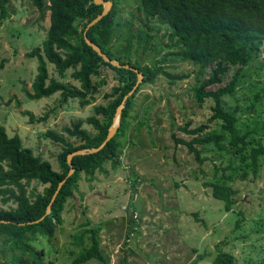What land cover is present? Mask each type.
I'll return each instance as SVG.
<instances>
[{"label":"rangeland","instance_id":"374dc122","mask_svg":"<svg viewBox=\"0 0 264 264\" xmlns=\"http://www.w3.org/2000/svg\"><path fill=\"white\" fill-rule=\"evenodd\" d=\"M116 1L110 38L113 54L123 61L164 66L172 74L188 76L170 83L158 75L141 85L119 138L118 164L113 167L107 161L92 180L81 173L64 204L62 223L51 237L31 241L43 252L41 264H73L77 253L90 245L86 230L92 228L97 230L106 264H192L199 254L205 257L196 264H213L219 250L231 253L233 264H264V159L256 177L240 180L232 175L235 203L226 211L203 184L216 166L228 165L226 156L213 145L203 146L205 160L199 164L173 138H191L179 129L186 122L191 127L206 122L210 104L198 105L192 92L213 66L200 73L198 66L173 58L167 46L168 26L159 17H146L138 0ZM8 8L11 11L0 27V122L8 135L18 134L24 146L60 170L57 154L62 144L43 133L53 130L79 143L63 128L85 120L94 113V105L107 102L103 94L116 84V74L102 65L100 76L107 82L95 93L94 102L83 107L78 99L59 104V92L31 99L27 94L32 93L37 59L27 54L44 39L49 12L41 17L28 0H9ZM237 67H228L221 85L229 82ZM47 70L50 77L79 85L70 74L72 69L61 76L47 63ZM223 104L234 114L238 132L249 130L264 144V42ZM44 114L45 120H36ZM82 127L95 132L86 122ZM43 188L37 181L27 186L34 192ZM81 234L82 243L77 244L74 239ZM1 242L0 238V262H7L12 251L2 249ZM85 264L103 261L91 259Z\"/></svg>","mask_w":264,"mask_h":264},{"label":"trees","instance_id":"16d2710c","mask_svg":"<svg viewBox=\"0 0 264 264\" xmlns=\"http://www.w3.org/2000/svg\"><path fill=\"white\" fill-rule=\"evenodd\" d=\"M28 1L40 11L41 17L45 11L49 12V26L44 39L27 54L37 59V73L30 86L32 93L27 94L31 99L50 97L59 92V104H64L69 99H78L80 106L89 105L94 102L95 93L107 82L100 76L102 65L115 72L116 84L110 92L103 94L107 99L105 104L94 105L91 116L85 120H74L70 126L63 128L69 136L78 138L79 143L74 144L53 130L43 133L45 137L62 144L57 154L60 170L54 169L48 160L35 155L31 148L24 146L18 134L8 135L0 122V238L2 249L12 251L7 262L0 264H41L43 252L36 250L31 241L38 236L51 237L55 228L62 223L64 204L72 195L81 173L92 180L97 171L103 170L107 161L113 167L118 164L119 138L124 134L126 119L141 85L153 82L158 75L166 77L170 83L188 76L172 74L164 66H142L138 62L123 61L116 57L111 50L110 38L117 1L111 0L109 12L86 30V36L111 59L137 68L143 75L142 81L126 99L120 124L112 138L96 152L74 155L71 158L74 171L67 176L70 169L67 155L102 143L112 124L116 108L134 86L137 73L104 61L86 43V25L102 11V5L95 4L93 0ZM138 1L146 17H159L168 26L167 46L172 48L170 55L173 58L198 66L200 73H203L205 67L213 66L210 74L200 80L192 92V98L198 105L210 104L211 111L206 122L192 127L191 122H186L179 129L191 138L187 140L175 135L173 138L176 143L187 147L199 164L205 160L202 157L205 151L203 146L213 145L226 156L228 165L216 166L212 178L203 184L211 188L212 197L222 201L224 209L229 211L235 203L232 175L240 180L247 179L249 175L256 177L261 167L260 160L264 159V144L252 136L249 130L238 132L234 114L225 110L223 104V98L232 94L240 85L244 68L264 42V0ZM8 3L9 0H0V27L11 11ZM47 63L53 64L61 76L72 69L70 74L79 85L63 83L50 77ZM230 65L238 67L229 82L221 85L222 77ZM46 117L47 114H44L36 120H45ZM84 122L91 124L95 132L89 133L82 127ZM64 178L66 180L51 205L50 213L40 219L58 183ZM33 181L44 185L41 192L27 190V186ZM86 231L90 234V245L78 252L72 263L85 264L91 259H97L106 264L97 230L92 228ZM82 235L74 239L77 244L82 243ZM17 251L21 253L18 255ZM26 255L31 259H27ZM204 257L205 254H199L192 264ZM212 262L233 264L234 257L229 252L219 250Z\"/></svg>","mask_w":264,"mask_h":264},{"label":"water","instance_id":"95a60500","mask_svg":"<svg viewBox=\"0 0 264 264\" xmlns=\"http://www.w3.org/2000/svg\"><path fill=\"white\" fill-rule=\"evenodd\" d=\"M93 2L95 4H99V5H102V11L96 16L94 17L87 25H86V28H85V31H84V38H85V41L86 43L91 46L93 48L94 51H96L98 53V55H100L104 61L110 63L111 65H114V66H117V67H124V68H128V69H131L133 70L134 72L137 73V80L134 84V86L131 88V90L126 94L124 95L123 99L121 100L120 104L118 105V107L116 108V112H115V115L113 117V121H112V124L110 125L109 129H108V133L105 137V139L102 141V143L97 146V147H94V148H91V149H78V150H75L71 153H69L67 155V162L70 166V169L67 173V176H70L73 171H74V168L72 167V164H71V158L74 156V155H77V154H84V153H91V152H96L98 150H100L102 147H104V145L107 143V141H109L112 136L114 135L117 127L119 126L120 124V118H121V112H122V109L125 105V102H126V99L128 98V96H130L136 89V87L139 85V83L142 81V73L138 71L137 68L135 67H132L130 66L129 64H121L120 62H118L117 60L115 59H111L105 52H103L101 50V48L94 42H92L87 36H86V30L94 25L96 22H98L103 16H105L109 10L111 9V6H112V1L111 0H93ZM66 178H64L63 180H61L54 193L52 194L51 196V199L48 203V205L46 206V210H45V213L43 216H41L40 219H42L46 214H49L50 211H51V205L53 203V201L55 200V197L56 195L58 194V191L60 190V188L62 187L63 183L65 182ZM38 221V220H37Z\"/></svg>","mask_w":264,"mask_h":264}]
</instances>
